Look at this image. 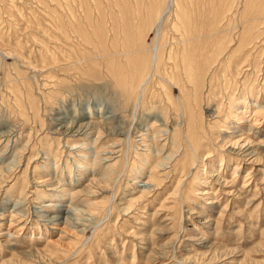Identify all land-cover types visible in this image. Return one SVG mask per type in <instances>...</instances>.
Returning a JSON list of instances; mask_svg holds the SVG:
<instances>
[{"label":"rangeland","instance_id":"rangeland-1","mask_svg":"<svg viewBox=\"0 0 264 264\" xmlns=\"http://www.w3.org/2000/svg\"><path fill=\"white\" fill-rule=\"evenodd\" d=\"M45 1L46 0H0V41L3 40V47H0V51L2 48L5 49L4 46H8L6 49L9 50L10 46L15 47L16 45L18 49L21 51L23 50L22 54L25 53L23 56H25L26 61L28 62L29 60H27V57L32 61L29 60L28 63L24 61L23 63L25 64H23L21 61H16L17 59L13 56L7 58L0 57V63L2 64H0V76L3 75V77H0V167L8 168L6 171L4 169L0 174V264H264V46H258L259 48L256 50L258 54H255L256 57L254 61L252 59L253 62L251 64H253V71H247L252 69L250 65L251 68L245 67V69H242L244 72L242 70V72H240L239 70V73L243 75L235 77L236 73L233 71L232 74L234 76H232L231 73H227L226 75L229 74V76H227L228 80L232 81L231 83L235 82L234 85H231V83L228 85L229 83L227 84L223 82V80L219 82V87L224 85L221 88L223 92L228 90V93L232 91L233 93H231L235 94L232 95V98L235 99L233 103L239 105V110L238 108L236 109V107L234 108L236 104L233 106L229 98L227 99L229 102L225 100V102L221 103L222 101L218 102L214 100L215 98L212 99L215 97L213 96L210 100L211 104L213 103V108L210 106L208 110L205 108V111L202 112L200 124L208 136L206 139H203L198 148L201 150L200 153L204 158L206 154H208L205 158V163H202L201 160V162L195 161L196 157H192L193 153L190 149L185 145H180L183 144L182 137L172 143L175 137L174 134L178 136L177 133H174L176 130L174 126H171L167 134L159 133V136L157 135L155 138L150 136L154 131H143L142 134L138 133L137 123L139 124V121L143 119L146 114L154 113L155 109L158 113L168 112V97L165 96L162 91H158L161 90L160 87L155 86L150 90L152 92L149 94L150 97L147 103L144 105L142 104V107L140 106L138 108L139 114L137 118L139 119L136 117L134 118L127 112H125V115L123 114V116H125L124 119L127 118L125 123L128 128L129 136L126 135L123 136V138L115 137L114 134H109L110 131L108 127L113 125L112 122H105L104 128L102 127L94 130L91 137L87 138L83 136L77 139H70V141L69 139H64L53 134V131L57 127L54 123L50 122V119L58 116L59 113L62 114L63 111H67L66 114L68 112L70 113H68L69 115L67 114L70 121L73 117L85 114V110L88 109L87 106L99 107L101 104L100 102L105 100L103 97H105V95L109 96L107 93H109L110 89L104 86L106 91L109 90L106 93V91L102 89L104 87L100 81L91 78L88 73L86 74L90 65L89 63L92 62L94 67H96L97 61L94 53V46L77 43L75 35L72 33L74 28H78L81 24L86 28L89 27L87 29H89L91 33L93 32V28H91L93 21L94 24H98L101 20L99 8L101 0ZM237 9L232 11L233 18H231L230 21L232 31H236V29L237 31L240 30L245 24L243 23L244 20H242L244 17H241L243 10L241 9L242 11H238ZM79 18L82 19L79 20ZM46 19L49 23L45 21ZM42 20H44V23ZM86 20L89 21L87 22ZM238 20L242 23H239ZM73 21L76 22L74 23ZM233 23L235 24L233 25ZM53 25L55 27H53ZM29 27L35 28H31V30H34L36 33L29 30ZM37 29L40 30L38 31V33L40 32L39 34L36 31ZM54 33L57 38L54 37ZM59 33L62 35L61 39L59 38ZM153 34L154 33L148 37V44H152L155 37V34ZM64 35L67 37L66 39L71 40L73 46L77 47V50L73 49L75 47L70 49V54L73 50L74 54L63 56L65 50H59V48L62 47L59 46L61 41L66 42V39L63 38ZM2 36H4V38ZM43 36H47V40L46 37L42 38ZM35 39L36 41L38 39L41 40L38 46L36 45L37 42ZM51 40L54 42L51 43ZM22 44L24 46H22ZM51 47L56 49L61 57L54 52L55 50ZM46 50H48V53ZM53 54L60 57H57L59 61L60 59H65L67 65L70 66V68H66L69 70L71 69V71L67 73L64 71H61V73L59 71L58 73V71L56 72L58 69L52 70L51 66L52 68H54V66L62 67L64 64L63 61L57 64H47V56H53ZM77 57L78 59L84 57L88 62H76ZM35 58H39L37 59L38 61L35 60ZM33 61H35V63ZM40 61L44 64H40ZM254 62L258 66H256ZM3 65H5L4 69ZM45 65L47 69L44 71ZM2 70L4 71L2 72ZM46 73L54 77L56 75V78L63 77L62 79L67 82L70 80L69 82L72 85L67 83V86L69 87L68 89H72L68 90L64 87L61 89L54 88L51 79H48L50 76H46ZM24 75H26V77ZM11 76L15 78L13 79ZM6 77L7 79H5ZM239 78L244 83L242 82L241 84ZM30 79H34L36 83L33 82L34 80L32 81L33 83L30 82ZM44 79H47L49 83ZM257 80L258 83H255ZM19 82H21L22 85ZM26 83L28 85H26ZM96 83L99 85H96ZM22 86L25 87L22 88ZM243 86H245V88ZM252 86L253 88L249 89ZM229 88L231 90H229ZM236 88L239 89L237 90ZM55 91H58L56 95L54 94ZM239 91H241V93ZM253 91L257 92H255L256 95L253 94ZM36 92H38V94H36ZM27 93H29L30 97L33 95L35 99V106H33V109L30 105L31 98H28ZM228 93L227 95H229ZM244 93H249L251 95L250 100H248L250 103L247 112L249 111V113L245 112L246 109H243L242 106L244 102ZM97 96L99 99L96 98ZM174 96L176 98L180 97L177 89H174ZM45 103L49 105H44ZM230 104L233 107H231ZM223 109L225 110L222 113ZM261 109L262 111H260ZM109 111L111 113V107H104L101 111V116L104 118L107 114V116H110ZM170 111L173 113L172 110ZM216 111H219L220 115H216ZM239 111L242 112V116L237 114ZM258 111L259 113H257ZM158 113L155 115H158ZM161 113L159 115H161ZM234 113L237 115H234ZM231 114H233V116ZM155 115L152 114L145 123H141L142 126H145V128L150 127L152 121H155ZM235 116L237 119H235ZM225 117L227 122L226 125L223 123ZM118 120L119 119L116 118V124L121 119ZM218 120H221L222 123H218ZM115 122H113V124H115ZM52 124L54 126H52ZM248 124L253 125V128L255 127L252 132L247 131ZM222 125L225 126L222 127ZM15 126L18 127L16 128ZM51 127L52 129H50ZM10 128L13 129L10 130ZM5 132L7 134H5ZM169 136L173 139H168V141H166ZM218 136L221 139L216 144L214 140ZM246 136L250 138V140H253L251 142L254 143V148L256 147L255 150L258 151V156L262 158L261 160L257 159L258 157L244 158L243 160L241 155H230L231 152H228L230 151V144L224 147L227 148L225 150L221 147V145L223 146V143H221L222 141L236 142V140L239 139L243 141L247 138ZM98 137L99 139H97ZM76 140L78 142H76ZM79 140H81V142ZM165 141L168 143H165ZM72 146L75 147L73 148ZM112 146H116L114 149H118L119 151H114L118 152L119 155L108 154V152L112 150ZM46 154H50V156ZM152 156L155 159H152ZM223 157H226V159H223ZM97 159L98 161L95 163ZM221 160L224 162L223 166L221 165ZM256 160L259 161L255 162ZM156 162L159 163L157 164ZM212 165L215 173L210 172L212 170L209 167H212ZM237 166L240 167L238 173H236ZM84 169L88 171L87 175H85V172H81ZM200 172L203 174V178H201L203 181L198 182ZM150 174L156 177L155 179H157L156 184L158 187L150 188L146 186ZM212 174L216 175L214 176ZM219 174L220 176L218 177L217 175ZM158 175H160V177ZM52 176L55 177L56 182L60 181L59 187H55L58 186L56 183L55 186H47L49 185L47 181ZM221 178L222 180H220ZM93 179L95 182L91 183ZM177 180H183L181 192L183 190L186 196L185 194L183 196H174ZM228 180H230L229 183ZM204 181L208 182H206L208 184L207 186L203 183ZM231 185L234 187H231ZM243 188L247 191L242 192L240 196L235 193V190H241ZM208 189L211 190V192ZM61 190L65 191L60 193ZM207 191L217 194L219 198L217 199V204H210L209 197L212 195H203V193ZM228 193L231 195H228ZM93 194L95 195L92 196ZM138 198L139 200H136ZM18 201H20L21 204L17 206L18 210L15 222L12 223V208L16 207ZM49 203L57 205L55 211L49 212L44 208V206ZM167 207L169 208L167 209ZM227 208L228 210H226ZM80 209H82V211ZM224 209L225 212L223 211ZM197 213L201 215L199 216ZM45 216H57L58 218L45 219ZM67 217L71 219L66 221ZM69 221L72 222L70 223ZM77 222H79L80 225H77ZM179 231L181 232L179 233ZM151 256H153V258ZM215 259H217V261Z\"/></svg>","mask_w":264,"mask_h":264},{"label":"bare ground","instance_id":"bare-ground-1","mask_svg":"<svg viewBox=\"0 0 264 264\" xmlns=\"http://www.w3.org/2000/svg\"><path fill=\"white\" fill-rule=\"evenodd\" d=\"M40 1V0H39ZM47 2V0L45 1ZM44 2V3H45ZM12 3V2H11ZM52 3V2H50ZM13 4V3H12ZM81 5V4H80ZM98 5V4H97ZM96 5V6H97ZM13 6V5H11ZM97 8V7H96ZM100 8V24L97 25L93 23L91 24V28H93V32L91 33L89 31V27H85L82 24L78 26V28H74L72 33L75 35V38L77 40V43H84L87 46H94L95 50V58H96V67H94V64L89 63V67L87 69L86 74L97 80L100 81L106 88L110 89L105 90L106 88H102L106 91L109 96L103 97L105 100H99L101 101L99 107H89L85 110V114L82 116H76L72 119H68L67 113L62 112L59 113L58 116L52 117L50 119V122L54 123V125L57 127L53 134L57 135L64 139H77L83 136L91 137L93 134V131L96 129H100L105 125V122H112L111 127H108L109 134H114L115 137H123L128 135V128L126 126V119H124L125 112L130 113L131 116L134 118L138 116V108L142 104L144 105L149 100V94L153 86L160 87L162 93L165 94V96L168 97V107L170 110H172L173 113L167 108V113H158L155 109V112L158 113V115H155L156 113H150L146 114L143 119L139 121V124L137 123L138 127L137 130H139L138 133L142 134L143 131L147 132H153L150 136L155 138L157 135L159 136V133H165L167 134L171 126L175 127L176 130L174 133H177L176 136L174 134V141L177 139L183 138V144H180L182 146H186L190 149V151L193 153L192 157L195 156V161H202V163H205V158L208 156L206 154L205 158L203 155H201V150L198 148L203 141V139H206L208 134L205 133L204 128L200 124L201 118H202V112L208 110V107H212V104L210 102L211 98L217 100L218 102H225L229 98L230 103L235 102V99L232 98L233 92L230 91L228 93V90L226 92H223L221 87H219V82L223 80L225 83H230L232 81L228 80L227 76L229 74H232V71L236 73V76L243 75L242 72L243 68L245 67L249 68L250 65L252 67L251 70L247 71H253V64H251L258 52L256 51L261 45V47L264 46V0H101V3L99 4ZM98 8V9H99ZM238 8V9H237ZM242 11V16L244 17V26L242 24V28L237 31H232V27L230 24L233 10ZM17 10V9H16ZM94 10V9H93ZM92 10V12H93ZM47 11V10H46ZM90 11V10H89ZM237 11V12H238ZM15 12V11H14ZM110 12V13H109ZM236 12V13H237ZM13 13V11H12ZM96 13V11H95ZM235 13V12H234ZM241 13V12H240ZM239 13V14H240ZM48 14V13H47ZM94 14V13H93ZM252 14V15H251ZM31 15V14H30ZM51 15V14H50ZM49 15V16H50ZM237 15V14H236ZM13 16V15H12ZM33 16V15H31ZM36 16V15H35ZM83 16V15H82ZM85 16V15H84ZM98 16V13H97ZM96 16V17H97ZM14 17V16H13ZM44 17V16H43ZM46 17V16H45ZM74 17V16H73ZM78 17V15H77ZM81 17V16H80ZM93 17V15H92ZM28 18V17H27ZM36 18V17H35ZM42 18V17H41ZM40 18V19H41ZM71 18V17H70ZM90 18V17H89ZM99 18V17H98ZM33 19V18H32ZM45 19V18H43ZM72 19V18H71ZM76 19V18H75ZM82 18H79V20ZM84 19V17H83ZM28 20V19H27ZM31 20V19H30ZM34 20V19H33ZM57 20V19H56ZM69 20V19H68ZM73 20V19H72ZM96 20V18H95ZM18 21V20H17ZM24 21V20H23ZM44 20H42L43 22ZM47 21V19L45 20ZM49 21V18H48ZM47 21V22H48ZM51 21V20H50ZM82 21V20H81ZM87 21V20H86ZM89 21V20H88ZM87 21V22H88ZM91 21V20H90ZM239 23L240 20H238ZM52 22V21H51ZM57 22V21H56ZM71 22V21H70ZM74 22V21H73ZM76 22V21H75ZM74 22V23H75ZM98 22V19H97ZM233 22V21H232ZM236 22V20H235ZM33 23V22H32ZM44 23V22H43ZM49 23V22H48ZM53 23V22H52ZM73 23V24H74ZM237 23V22H236ZM28 24V23H27ZM36 24V23H35ZM34 24V25H35ZM41 24V23H40ZM54 24V23H53ZM60 24V23H59ZM71 24V23H70ZM110 24V26H109ZM235 23H233L234 25ZM37 25V24H36ZM51 25V24H50ZM55 25V24H54ZM53 25V27H55ZM68 25V24H67ZM85 25V24H84ZM237 25V24H236ZM241 25V24H240ZM45 26V25H44ZM72 26V25H71ZM27 27V26H26ZM47 27V26H45ZM74 27V26H73ZM33 28V27H31ZM29 27V30H31ZM48 28V27H47ZM239 28V27H238ZM28 29V28H27ZM35 29V28H33ZM50 29V27H49ZM234 29V26H233ZM52 30V29H51ZM34 31V30H31ZM37 33L40 30H36ZM35 32V31H34ZM53 32V31H52ZM33 33V32H31ZM36 33V32H35ZM40 33V32H39ZM38 33V34H39ZM50 33V32H49ZM152 33L155 34V37L152 41V44H148L147 39L152 35ZM4 34V33H3ZM44 34V33H43ZM42 34V35H43ZM153 34V35H154ZM2 35V33H1ZM41 35V36H42ZM55 35V33L53 34ZM60 35V36H59ZM59 38L61 39L62 35L59 33ZM38 36V35H36ZM40 36V35H39ZM4 38V36H2ZM46 40H47V36ZM44 36L42 38H45ZM54 37L57 38L55 35ZM2 38V39H3ZM35 38V37H34ZM51 38V37H49ZM53 38V37H52ZM65 37V35L63 36ZM11 39V38H10ZM33 39V38H32ZM37 39V38H36ZM35 39V41H36ZM41 39V38H40ZM72 39V38H71ZM6 40V39H5ZM55 40V39H54ZM63 40V39H62ZM9 41V40H7ZM14 41V40H13ZM41 40H37V46L38 43ZM61 41V40H59ZM5 42V41H4ZM34 42V41H32ZM44 42V40H43ZM54 42V41H53ZM51 40V43H53ZM3 40L0 41V47H3L2 45ZM10 43V42H9ZM20 43V41H19ZM35 43V42H34ZM41 43V42H40ZM47 43V42H46ZM6 44V43H5ZM50 44V42H49ZM58 44V43H57ZM15 45V44H14ZM48 45V44H46ZM54 45V44H52ZM51 45V46H52ZM78 45V44H77ZM21 46V43H20ZM22 46H24L22 44ZM57 46V45H56ZM59 46H62L59 48ZM58 46L59 50L64 49L65 52L63 56L74 54V50L77 47L73 46L70 39H66V42L61 41V44ZM13 47V46H12ZM10 46L9 50L8 46H4L5 49L2 48L0 51V57H9L13 56L16 58V61H21L22 63L26 61L25 56H23L22 51L18 49V46L15 45V47L12 48ZM41 47V46H40ZM48 47V46H47ZM73 48L71 54L70 49ZM22 48V47H21ZM42 48V47H41ZM40 48V49H41ZM54 49L53 47H51ZM57 48V49H58ZM87 48V47H86ZM89 48V47H88ZM262 49V48H260ZM264 49V48H263ZM27 50V49H26ZM43 50V49H42ZM58 55L59 52L54 49ZM77 50V49H76ZM83 50V49H82ZM92 50V49H91ZM21 51V52H20ZM33 51V50H32ZM37 51V50H36ZM81 51V50H80ZM26 52V51H25ZM42 52V51H41ZM45 52V51H43ZM48 53V50H46ZM262 52V51H261ZM28 53V52H27ZM31 53V52H30ZM78 53V51H77ZM37 54V52H36ZM76 54V53H75ZM79 54V53H78ZM88 54V53H87ZM90 54V53H89ZM255 55V56H254ZM27 56V54H26ZM32 56V54H31ZM47 56V55H46ZM60 56V55H59ZM55 54L53 56H47L46 63L47 64H57L61 61L64 62L62 67L54 66V68L51 69L56 70V72L64 71L69 72L71 69H67L66 67L70 68L69 65L65 62V59H60V61L57 59ZM88 56V55H87ZM86 56V57H87ZM39 57V56H38ZM61 57V56H60ZM59 57V58H60ZM12 58V57H11ZM65 58V57H64ZM76 58V57H75ZM30 60L29 57H27V60ZM39 59V58H37ZM35 58V60H37ZM69 59V58H68ZM90 59V58H89ZM253 59V61H252ZM28 60V62H29ZM42 60V59H41ZM67 60V59H66ZM71 60V59H70ZM91 60V59H90ZM257 60V59H256ZM2 61V60H1ZM31 61V60H30ZM38 61V60H37ZM82 62L87 63L88 60L84 57H81L76 62ZM87 61V62H86ZM27 62V61H26ZM27 62V63H28ZM32 62V61H31ZM30 62V63H31ZM35 63V61H33ZM15 63V62H14ZM19 63V62H18ZM42 64V62H39ZM255 63V62H254ZM1 64V63H0ZM25 64V63H23ZM22 64V65H23ZM39 64V65H40ZM44 64V63H43ZM42 64V65H43ZM70 64V61H69ZM256 64V63H255ZM254 64V66H255ZM2 65V64H1ZM73 65V64H72ZM3 65V69H4ZM19 66V65H18ZM46 66V65H45ZM87 66V65H86ZM256 66H258L256 64ZM255 66V67H256ZM24 67V66H22ZM36 67V64H35ZM42 67V66H39ZM38 67V68H39ZM73 67V66H72ZM80 67V66H79ZM250 67V68H251ZM25 68V67H24ZM42 69V68H40ZM47 69V66L45 67L44 71ZM64 69V70H63ZM261 69V68H259ZM258 69V70H259ZM12 70V68H11ZM16 70V69H14ZM21 70V69H20ZM30 70V69H29ZM38 70V69H37ZM43 70V69H42ZM41 70V71H42ZM242 70V71H241ZM1 71V68H0ZM4 70H2L3 72ZM7 71V70H6ZM22 71V70H21ZM24 71V70H23ZM32 71V70H31ZM50 71V70H49ZM79 71V70H78ZM11 72V71H10ZM52 72V71H51ZM244 72V71H243ZM248 72V73H250ZM260 72V70H259ZM7 73V72H6ZM32 73V72H31ZM62 73V72H61ZM77 73V72H76ZM229 73L228 75H226ZM258 73V72H257ZM4 74V73H3ZM8 74V73H7ZM12 74V72H11ZM14 74V73H13ZM55 74V73H53ZM85 74V73H84ZM2 75V74H1ZM15 75V74H14ZM44 75V74H43ZM46 76L48 73L45 74ZM60 75V74H59ZM246 75V74H245ZM253 75V74H252ZM259 75V74H258ZM17 76V75H16ZM22 76V75H20ZM26 77V75H24ZM23 76V77H24ZM33 76V75H32ZM31 76V77H32ZM42 76V74H41ZM45 76V77H46ZM50 75H48L49 77ZM61 76V75H60ZM77 76V75H75ZM74 76V77H75ZM232 76H234L232 74ZM249 76V75H248ZM0 77H3L0 76ZM12 77V76H11ZM18 77V76H17ZM28 77V76H27ZM30 77V78H31ZM37 77V76H36ZM66 77V76H65ZM79 77V76H78ZM81 77V76H80ZM258 77V76H256ZM10 78V76H9ZM13 78V77H12ZM15 78V77H14ZM13 78V79H14ZM19 78V77H18ZM16 78V79H18ZM33 78V77H32ZM31 78V79H32ZM63 78V77H62ZM62 78H56L54 76H50L48 79H51V82L53 84L54 88L61 89L64 87L65 89H68L67 83L70 84V80L67 82L66 80ZM67 78V77H66ZM73 78V77H71ZM244 78V77H243ZM4 79V78H3ZM7 79V77L5 78ZM20 79V78H19ZM25 79V78H24ZM28 79V78H27ZM30 79V80H31ZM230 79V77H229ZM240 79V78H239ZM250 79V78H249ZM259 79V78H257ZM261 79V78H260ZM34 80V79H33ZM31 80L30 82H32ZM41 80V79H40ZM47 80V79H44ZM43 80V81H44ZM241 80V79H240ZM239 80V82H240ZM256 80V79H255ZM18 81V80H17ZM20 81V80H19ZM22 81V80H21ZM4 82V81H3ZM15 82V81H14ZM35 82V80L33 81ZM32 82V83H33ZM45 82V81H44ZM48 82V80H47ZM46 82V83H47ZM89 82V81H88ZM222 82V83H223ZM241 80V84H242ZM246 82V81H245ZM21 84V82H19ZM36 83V82H35ZM34 83V85H35ZM40 83V82H39ZM43 83V82H42ZM49 83V82H48ZM83 83V81H82ZM235 82L231 83V85H234ZM244 83V82H243ZM258 83V80L257 82ZM3 84V83H2ZM9 84V82H8ZM19 84V85H20ZM44 84V83H43ZM22 85V84H21ZM25 85V84H24ZM26 85H28L26 83ZM33 85V84H32ZM31 85V86H32ZM33 85V87H34ZM48 85V84H47ZM50 85V84H49ZM72 85V84H70ZM69 85V86H70ZM83 85V84H82ZM96 85H99L96 83ZM237 85V84H236ZM247 85V84H246ZM253 85V84H252ZM44 86V85H43ZM90 86V85H89ZM92 86V85H91ZM101 86V85H100ZM10 87V85H9ZM25 87V86H24ZM22 86V88H24ZM27 87V86H26ZM37 87V85H36ZM77 87V86H76ZM98 87V86H97ZM226 87V86H225ZM229 87V86H228ZM245 88V86H243ZM21 88V89H22ZM29 88V87H28ZM43 88V87H42ZM63 88V89H64ZM90 88V87H89ZM100 88V89H101ZM224 88V87H223ZM232 89L234 88L231 87ZM241 88V87H240ZM243 88V89H244ZM249 88V87H248ZM253 88L250 87L249 89ZM256 88V87H255ZM258 88V87H257ZM5 89V88H4ZM14 89V88H13ZM27 89V88H26ZM31 89V87H30ZM72 89V88H71ZM68 89V90H71ZM95 89V88H94ZM101 89V90H102ZM159 89V88H158ZM174 89H177L180 97L176 98L174 96ZM237 90L239 88H236ZM264 89V88H263ZM25 90V89H24ZM23 90V92H24ZM42 90V89H41ZM74 90V89H73ZM100 90V91H101ZM229 90H231L229 88ZM246 90V89H245ZM244 90V91H245ZM255 90V89H254ZM257 90V89H256ZM14 91V90H13ZM28 91V90H27ZM30 91V90H29ZM35 91V90H34ZM38 91V90H37ZM53 91V90H52ZM76 91V90H75ZM80 91V90H79ZM86 91V90H85ZM235 91V90H234ZM258 91V90H257ZM263 91V90H262ZM43 92V91H41ZM40 92V93H41ZM50 92V91H49ZM58 91H55L54 94L56 95ZM78 92V91H77ZM94 92V91H93ZM99 92V88H98ZM97 92V93H98ZM104 92V91H103ZM102 92V93H103ZM232 92V93H231ZM241 93V91H239ZM243 92V91H242ZM251 92V91H250ZM249 92V93H250ZM254 92V91H253ZM256 92V91H255ZM253 93L256 95V93ZM260 92V90H259ZM32 93V92H30ZM35 93V92H34ZM48 93V92H47ZM62 93V92H61ZM67 93V92H65ZM71 93V92H70ZM73 93V92H72ZM84 93V92H83ZM87 93V91H86ZM91 93V92H90ZM156 93V92H155ZM227 93L229 95H227ZM237 93V91H236ZM249 93H244L243 98L244 102L242 103L243 109H246L245 112H247L249 108L248 100H250L251 95ZM38 94V92H36ZM64 94V93H63ZM78 94V93H77ZM93 94V93H92ZM99 94V93H98ZM152 94V93H151ZM154 94V92H153ZM261 94V93H260ZM11 95V94H10ZM26 95V93H25ZM44 95V94H43ZM46 95V94H45ZM62 95V94H61ZM73 95V94H72ZM83 95V94H82ZM95 95V94H94ZM93 95V96H94ZM97 95V94H96ZM100 95V94H99ZM159 95V94H158ZM162 95V94H161ZM241 95V94H239ZM238 95V96H239ZM250 95V96H249ZM259 95V93H258ZM28 98H31L30 105L33 109V106H35V99L32 95L30 97L29 93H27ZM39 96V95H38ZM37 96V97H38ZM48 96V95H47ZM51 96V94H50ZM104 96V95H103ZM164 96V95H163ZM223 96V97H222ZM12 97V96H11ZM36 97V96H35ZM40 97V96H39ZM53 97V96H52ZM65 97V96H64ZM67 97V94H66ZM73 97V96H72ZM87 97V96H86ZM101 97V96H100ZM241 97V96H240ZM41 98V97H40ZM63 98V97H62ZM69 98V97H68ZM95 98V97H94ZM98 98V96L96 97ZM102 98V97H101ZM100 98V99H101ZM155 98V96H154ZM159 98V96H158ZM157 98V99H158ZM39 99V98H38ZM54 99V98H52ZM99 99V98H98ZM259 99V98H258ZM257 99V100H258ZM14 100V99H13ZM27 100V99H26ZM43 100V98H42ZM64 100V99H62ZM71 100V99H70ZM68 100V101H70ZM91 100V99H90ZM239 100V98H238ZM243 100V99H242ZM40 101V100H38ZM213 101V100H212ZM228 101V100H227ZM240 101V100H239ZM16 102V101H15ZM49 102V101H46ZM84 102V100H83ZM89 102V101H87ZM166 102V101H165ZM229 102V101H228ZM69 103V102H68ZM72 103V102H71ZM91 103V102H90ZM152 103V101H151ZM217 103V102H216ZM214 103V104H216ZM220 103V104H221ZM227 103V102H226ZM16 104V103H15ZM27 104V102H26ZM45 103L44 105H46ZM53 104V103H52ZM57 104V103H56ZM60 104V103H59ZM58 104V105H59ZM62 104V103H61ZM66 104V103H65ZM98 104V103H96ZM236 103H233V106ZM39 105V104H38ZM49 105V104H47ZM67 105V104H66ZM80 105V104H79ZM162 105V104H161ZM164 105V104H163ZM166 105V106H167ZM218 105V104H217ZM225 105V104H224ZM231 105V104H230ZM12 106V105H11ZM15 106V105H14ZM27 106V105H26ZM52 106V105H50ZM81 106V105H80ZM94 106V105H93ZM96 106V105H95ZM98 106V105H97ZM108 106L111 107V113L110 116H107L104 118L101 116V111L104 107ZM153 106V105H152ZM156 106V105H155ZM228 106V105H227ZM231 105V107H233ZM238 106V107H237ZM241 106V107H242ZM40 107V106H39ZM49 107V106H48ZM53 107V106H52ZM67 107V106H65ZM70 107V106H69ZM148 107V106H147ZM215 107V106H214ZM217 107V106H216ZM229 107V106H228ZM238 108L239 105H235L234 108ZM16 108V106H15ZM46 108V106H45ZM51 108V107H50ZM54 108V107H53ZM149 108V107H148ZM147 108V109H148ZM165 108V107H164ZM213 108V107H212ZM226 108V106H225ZM233 108V109H234ZM255 108V107H254ZM264 108V107H263ZM49 109V108H48ZM71 109V108H70ZM80 109V108H79ZM221 109V108H220ZM14 110V109H13ZM29 110V109H28ZM50 110V109H49ZM53 110V109H52ZM74 110V109H73ZM83 110V109H82ZM108 110V109H107ZM149 110V109H148ZM214 110V109H213ZM225 109L222 110V113ZM250 110V109H249ZM264 110V109H263ZM19 111V110H18ZM51 111V110H50ZM56 111V110H55ZM59 111V110H58ZM62 111V110H61ZM72 111V110H71ZM159 111V109H158ZM229 111V110H226ZM262 111V109L260 110ZM83 112V111H82ZM212 112V111H210ZM235 112V111H234ZM243 112V113H245ZM19 113V112H18ZM32 113V112H31ZM30 113V115H31ZM84 113V112H83ZM141 113V112H140ZM249 113V111L247 112ZM259 113V111L257 112ZM70 114V113H69ZM68 114V115H69ZM76 114V113H75ZM154 114L155 115V121H152V124L150 127L145 128V126H142L141 123H145L149 117ZM213 114V113H212ZM215 114V113H214ZM237 114L241 115L242 112H238ZM234 113V115H237ZM261 114V113H260ZM17 115V114H16ZM129 115V114H127ZM216 115H220L219 111H216ZM233 116V114H231ZM238 115V116H239ZM29 116V115H28ZM210 116V115H209ZM242 116V115H241ZM260 116V115H258ZM153 117V116H152ZM207 117V116H206ZM218 117V116H217ZM229 117V116H228ZM116 118H118L119 122L116 124ZM208 118V117H207ZM221 118V117H220ZM244 118V117H243ZM258 118V117H257ZM261 118V117H260ZM103 119V120H101ZM124 119V120H123ZM139 119V118H137ZM235 119L236 116H235ZM246 119V118H245ZM244 119V120H245ZM40 120V119H39ZM131 120V119H130ZM152 120V119H150ZM116 121V122H115ZM134 121V120H133ZM212 121V120H211ZM115 122V124H113ZM130 122V121H129ZM135 122V121H134ZM133 122V123H134ZM208 122V121H207ZM226 117L224 118V124L226 125ZM233 122V120H232ZM230 122V123H232ZM25 123V122H24ZM209 123V122H208ZM214 123V122H213ZM218 123H222L221 120H218ZM217 123V124H218ZM233 124V123H232ZM231 124V125H232ZM235 124V122H234ZM4 125V124H3ZM52 124V126H54ZM204 125V123H203ZM219 125V124H218ZM225 125H222L225 126ZM247 125V124H246ZM256 125V124H255ZM213 126V125H212ZM217 126V125H216ZM16 127V126H15ZM14 127V128H15ZM18 127V126H17ZM16 127V128H17ZM20 127V126H19ZM107 127V125H106ZM133 127V126H132ZM228 127V125H227ZM248 132H252L254 130L253 125L248 124ZM104 128V127H103ZM241 128V127H239ZM13 128H10V130ZM52 129V127L50 128ZM132 129V128H131ZM130 129V130H131ZM221 129V128H219ZM224 129V128H223ZM238 129V128H237ZM18 130V129H16ZM135 130V129H134ZM133 130V132H134ZM208 130V129H207ZM225 130V129H224ZM229 130V129H228ZM235 130V128H234ZM52 131V130H51ZM105 131V130H104ZM246 131V132H247ZM7 132V131H6ZM5 132V134H7ZM9 132V130H8ZM12 132V131H11ZM17 132V131H16ZM136 132V130H135ZM130 133V132H129ZM13 134V133H12ZM16 134V133H15ZM146 134V133H145ZM161 134V135H162ZM164 134V135H165ZM230 134V133H229ZM4 135V134H2ZM133 135V134H132ZM169 135V134H168ZM7 136V135H6ZM10 136V133H9ZM56 136V137H57ZM129 136V135H128ZM136 136V135H135ZM138 136V135H137ZM149 136V137H150ZM166 136V135H165ZM172 136V135H171ZM171 136H169L168 139H173ZM1 137V136H0ZM4 137V136H2ZM97 137V136H96ZM142 137V135H141ZM150 137V138H151ZM247 137V136H246ZM5 138V137H4ZM124 138V137H123ZM135 138V137H134ZM145 138V137H144ZM3 139V138H1ZM15 139V138H14ZM84 139V138H83ZM99 139V137L97 138ZM149 139V138H148ZM164 139V140H165ZM221 138L218 136L214 142H217ZM243 139V138H242ZM19 140V139H18ZM55 140V139H54ZM132 140V139H129ZM163 140V139H162ZM71 141V140H70ZM81 142V140H79ZM165 143H168L166 142ZM253 140H250V138H246L245 140H236V142H221L223 143V146L221 147L225 150L228 144H230L228 151L231 154L241 155L242 159L244 158H253L258 157L257 159L261 160L262 158L258 156V151L254 148V143L251 142ZM69 142V141H68ZM73 142V141H72ZM71 142V143H72ZM75 142V141H74ZM76 142H78L76 140ZM127 142V140H126ZM129 142V141H128ZM143 142V141H142ZM148 142V141H147ZM156 142V141H155ZM164 142V141H163ZM182 142V141H181ZM255 142V141H254ZM1 143V142H0ZM70 143V142H69ZM114 143V142H113ZM112 143V144H113ZM118 143V142H116ZM121 143V142H119ZM145 143V142H144ZM154 143V142H153ZM98 144V143H97ZM128 144V143H127ZM149 144V143H147ZM145 144V145H147ZM171 144V143H170ZM169 144V145H170ZM189 146H187V145ZM215 144V145H216ZM70 145V144H68ZM73 145V144H72ZM78 145V144H77ZM140 145V144H139ZM144 145V146H145ZM166 145V144H165ZM176 145V143H175ZM128 146V145H127ZM142 146V145H141ZM161 146V145H160ZM69 147V146H68ZM73 148L75 146H72ZM78 147V146H77ZM111 147V146H110ZM139 147V146H138ZM147 147V146H146ZM220 147V146H219ZM220 147V148H221ZM8 148V146H7ZM116 146H112V150L108 152V154L116 155L118 154V149H114ZM150 148V147H149ZM159 148V147H158ZM201 148V147H200ZM89 149V148H88ZM93 149V148H92ZM154 149V148H153ZM171 149V148H170ZM115 150V151H114ZM161 150V149H160ZM172 150V149H171ZM200 150V151H199ZM90 151V150H89ZM103 151V150H102ZM108 151V150H106ZM119 151V150H118ZM188 151V150H187ZM203 151V150H202ZM227 151V150H226ZM105 152V151H104ZM171 152V151H170ZM49 153V152H48ZM74 153V152H73ZM83 153V152H82ZM85 153V152H84ZM156 153V152H155ZM168 153V152H166ZM215 153V152H214ZM228 153V154H229ZM87 154V153H85ZM106 154V153H105ZM153 154V153H152ZM160 154V153H159ZM189 154V151H188ZM203 154V153H202ZM223 154V153H222ZM47 155V154H46ZM50 156V154H48ZM47 155V156H48ZM81 155V154H80ZM91 155V154H90ZM89 155V156H90ZM119 155V154H118ZM154 155V154H153ZM169 155V154H168ZM167 155V157H168ZM173 155V154H172ZM221 155V154H220ZM92 157V155H91ZM118 157V156H117ZM156 157V156H155ZM160 157V156H159ZM174 157V156H173ZM93 158V157H92ZM103 158V157H102ZM101 158V159H102ZM106 158V157H105ZM115 158V157H114ZM113 158V159H114ZM151 158V157H150ZM176 158V157H175ZM174 158V159H175ZM1 159V158H0ZM95 159V158H94ZM152 159L153 158L152 156ZM223 159H226V157H223ZM232 159V158H231ZM241 159V158H239ZM256 159V158H255ZM88 160V159H87ZM92 160V159H91ZM107 160V159H106ZM182 160V159H181ZM216 160V158H215ZM233 160V159H232ZM231 160V162H232ZM259 160H256L255 162H258ZM51 161V160H50ZM98 161V159L95 161V163ZM105 161V160H104ZM111 161V160H110ZM109 161V162H110ZM157 161V160H156ZM162 161V160H161ZM169 161V159H168ZM185 161V160H184ZM200 161V162H201ZM164 162V161H163ZM181 162V161H180ZM190 162V161H189ZM222 162V160L220 161ZM246 162V160H245ZM250 162V161H249ZM85 163V162H84ZM83 163V164H84ZM111 163V162H110ZM157 164L159 162H156ZM161 163V162H160ZM175 163V162H174ZM212 163V162H211ZM222 162V166H223ZM254 163V162H253ZM49 164V163H48ZM51 164V163H50ZM196 164V163H195ZM200 164V163H199ZM85 165V164H84ZM113 165V164H112ZM202 165V164H201ZM208 165V164H207ZM241 165V164H240ZM238 165V166H240ZM82 166V165H80ZM103 166V165H102ZM171 166V165H170ZM211 166V165H209ZM237 166V167H238ZM56 167V166H55ZM83 167V166H82ZM81 167V168H82ZM157 167V166H156ZM182 167V166H180ZM164 168V167H163ZM173 168V167H172ZM214 172L215 170L212 167H209ZM215 168V167H214ZM254 168V167H253ZM8 169L7 167L1 168L0 167V174L3 172V170ZM48 169V168H47ZM208 169V168H207ZM240 167L237 168L236 173L239 172ZM105 170V169H103ZM154 170V169H152ZM170 170V169H169ZM174 170V169H173ZM214 170V171H213ZM224 170V169H223ZM252 170V169H251ZM254 170V169H253ZM63 171V170H62ZM91 171V170H90ZM144 171V170H143ZM155 171V170H154ZM185 171V168H184ZM205 171V169H204ZM48 172V171H47ZM82 173L88 174V171L86 169L81 171ZM80 172V173H81ZM105 172V171H104ZM222 172V171H221ZM153 173V172H152ZM205 173V172H204ZM215 173V172H214ZM225 173V172H224ZM79 174V173H77ZM155 174V173H154ZM158 174V173H157ZM156 174V176H157ZM188 174V173H187ZM52 175V174H51ZM72 175V174H70ZM76 175V174H75ZM81 175V174H80ZM201 175V177H200ZM201 172L199 173L198 182H201V178H203ZM214 175V174H212ZM216 175V174H215ZM214 175V176H215ZM222 175V174H221ZM247 175V174H246ZM91 176V175H90ZM160 177V175H158ZM179 176V175H178ZM185 176V175H184ZM198 176V175H197ZM206 176V175H205ZM204 176V177H205ZM218 177L220 176L217 175ZM236 176V175H235ZM86 177V176H85ZM107 177V176H105ZM167 177V176H166ZM174 177V176H173ZM224 177V176H222ZM252 177V176H251ZM256 177V176H255ZM75 178V176H74ZM79 178V177H78ZM77 178V179H78ZM82 178V177H81ZM80 178V179H81ZM91 178V177H90ZM101 178V176H100ZM156 177L150 174L148 182H146V186L150 188L158 187L157 186V179ZM170 178V177H169ZM189 178V177H188ZM248 178V177H247ZM181 179V178H180ZM191 179V178H190ZM189 179V180H190ZM1 180V179H0ZM29 180V179H28ZM37 180V179H36ZM70 180V179H69ZM107 180V179H106ZM109 180V179H108ZM166 180V179H165ZM176 180V179H174ZM186 180V179H185ZM184 180V181H185ZM219 180V179H218ZM222 180V178L220 179ZM236 180V179H235ZM77 181V180H76ZM103 181V180H102ZM213 181V180H212ZM215 181V180H214ZM230 180H228L229 183ZM29 182V181H28ZM45 182V181H44ZM60 182V181H59ZM59 182H56L55 177L49 178L47 183L49 185L47 186H55L56 184L59 187ZM79 182V181H78ZM77 182V183H78ZM95 180H91V183H94ZM204 181L205 186H207L208 182ZM237 182V181H236ZM251 182V181H250ZM1 183V182H0ZM56 183V184H55ZM103 183V182H102ZM142 183V182H141ZM178 183V184H177ZM177 187L175 186L174 196L175 195H184L183 190L181 192V186L183 184V180H177ZM232 183V182H230ZM45 184V183H44ZM69 184V183H68ZM90 184V183H89ZM97 184V183H96ZM104 184V183H103ZM109 184V183H107ZM106 184V185H107ZM218 184V183H217ZM223 184V183H222ZM70 185V184H69ZM91 185V184H90ZM226 185V180H225ZM247 185V184H246ZM97 186V185H96ZM145 186V185H144ZM198 186V185H197ZM224 186V185H223ZM233 185H231L232 187ZM26 187V186H25ZM234 187V186H233ZM238 187V186H237ZM240 189V188H239ZM55 190V189H54ZM89 190V189H88ZM186 190V188H185ZM209 190V189H208ZM65 190H61V192H64ZM211 192V190H209ZM247 190L245 188L241 190H235V193H237L239 196L242 194V192H246ZM55 192V191H54ZM82 192V191H81ZM79 192V193H81ZM91 192V191H90ZM89 192V193H90ZM217 192V191H216ZM215 192V193H216ZM222 192V191H221ZM230 192V191H229ZM233 192V191H232ZM231 192V193H232ZM92 193V192H91ZM152 193V192H151ZM195 193V192H194ZM226 193V192H225ZM253 193V192H252ZM40 194V193H39ZM38 194V195H39ZM251 194V193H250ZM46 195V194H45ZM67 195V194H66ZM93 194L92 196H94ZM204 196H209L210 204H217L218 196L217 194L204 192ZM228 195H231L228 193ZM234 195V194H233ZM186 196V194H185ZM189 196V195H188ZM217 196V197H216ZM21 197V196H20ZM49 197V196H47ZM111 197V196H110ZM173 197V196H172ZM177 197V196H176ZM24 198V197H23ZM183 198V197H182ZM189 198V197H188ZM110 200V199H109ZM136 200H139L136 199ZM113 201V200H112ZM208 201V202H209ZM219 201V200H218ZM247 201V200H246ZM251 201V200H250ZM249 201V202H250ZM23 202V201H22ZM135 202V201H134ZM230 203V202H229ZM20 201L16 204V207L12 208V219L11 222H15V218L17 215L18 205H20ZM46 204V203H45ZM252 204V203H251ZM96 205V203H95ZM181 205V204H180ZM44 206V205H43ZM75 206V205H74ZM134 206V205H133ZM183 206V205H182ZM228 206V204H227ZM165 207V206H162ZM185 207V206H183ZM46 210L49 212L55 211L57 208V205H54L52 203L47 204L44 206ZM110 208V207H109ZM169 207H167L168 209ZM198 208V207H197ZM22 209V208H21ZM192 209V208H191ZM82 211V209H80ZM228 210V208L226 209ZM62 211V210H61ZM65 211V210H64ZM63 211V212H64ZM69 211V209H68ZM225 212V209L223 210ZM79 212V211H78ZM111 212V211H110ZM182 212V211H181ZM189 213V212H187ZM157 214V213H156ZM190 214V213H189ZM192 214V213H191ZM199 215V213H197ZM202 214V212H201ZM200 214V215H201ZM221 214V212H220ZM40 215V214H39ZM55 215V214H54ZM58 215V214H57ZM76 215V214H75ZM78 215V214H77ZM199 215V216H200ZM204 216V214H203ZM57 216H45V219H56ZM66 217V216H65ZM197 217V215H196ZM211 217V216H210ZM58 218V217H57ZM77 218V217H76ZM200 218V217H199ZM207 218V217H206ZM39 219V218H37ZM71 219L70 217L66 218V221ZM183 219V218H182ZM62 220V218H61ZM73 220V219H72ZM79 220V219H78ZM203 220V219H202ZM206 220V219H205ZM204 220V221H205ZM19 221V220H18ZM49 221V220H48ZM53 221V220H52ZM63 221V220H62ZM211 221V219H210ZM213 221V219H212ZM70 222V221H69ZM72 222V221H71ZM70 222V223H71ZM75 222V221H74ZM181 222V221H180ZM188 222V221H187ZM192 222V221H191ZM38 223V222H37ZM40 223V222H39ZM81 223V222H80ZM186 223V222H185ZM217 223V222H216ZM76 224V223H75ZM79 222H77V225ZM52 225V224H51ZM80 225V224H79ZM82 225V224H81ZM220 225V223H219ZM13 226V225H12ZM39 226V225H38ZM41 226V225H40ZM73 227V226H72ZM186 227V226H184ZM80 229V228H79ZM184 229V228H183ZM146 230V229H145ZM161 231V230H160ZM181 231H179L180 233ZM139 237V236H138ZM148 237V236H147ZM198 237V236H196ZM198 239V238H197ZM193 240V239H192ZM175 241V240H174ZM177 241V240H176ZM202 241V240H200ZM151 248V247H150ZM174 250V249H173ZM43 252V251H42ZM46 252V251H45ZM150 252V251H149ZM163 252V251H162ZM166 252V251H164ZM168 252V251H167ZM170 252V251H169ZM172 252V251H171ZM234 252V251H233ZM96 253V252H95ZM113 253V252H112ZM161 253V252H160ZM230 253V252H229ZM43 254V253H42ZM164 254V253H162ZM152 255V253H151ZM160 255V254H159ZM158 255V256H159ZM168 255V254H167ZM161 256V255H160ZM163 256V255H162ZM165 256V255H164ZM163 256V257H164ZM225 256V255H224ZM150 257V256H149ZM153 258V256H151ZM166 257V256H165ZM197 257V256H195ZM220 257V256H219ZM150 258V259H152ZM162 258V257H161ZM214 258V257H213ZM194 259V258H193ZM212 259V258H211ZM149 260V258H148ZM217 261V259H215ZM190 262V261H189ZM193 262V261H191ZM196 263V262H195Z\"/></svg>","mask_w":264,"mask_h":264}]
</instances>
